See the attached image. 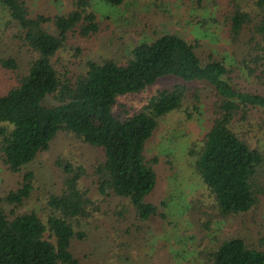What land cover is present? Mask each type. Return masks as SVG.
Here are the masks:
<instances>
[{
    "label": "trees",
    "instance_id": "trees-1",
    "mask_svg": "<svg viewBox=\"0 0 264 264\" xmlns=\"http://www.w3.org/2000/svg\"><path fill=\"white\" fill-rule=\"evenodd\" d=\"M104 1L119 7L130 0ZM0 6L16 29L13 39L32 54L26 63L8 53L7 45L0 46V68L15 79L0 90V166L17 178L0 196V264L81 263L74 243L86 240L84 225L104 207L80 186L86 170L77 160L57 158L60 181L45 196L41 214L17 211L38 186L30 164L61 132L98 152L93 168L102 201L111 196L127 199L141 222L152 216L166 218L160 205L148 200L157 184L158 157H147L145 147L162 117L179 110L187 119L199 117L203 98L211 101L212 114L188 152L211 203L198 208L210 218L202 224L207 227L211 219L264 205V148L251 145L247 137L252 131L264 132V86H238L233 76L241 77L242 70L244 78L264 82V0H226L218 18L211 20L221 22L235 48L233 62L212 53L202 59L197 41L167 32L134 46L125 62L88 60L77 76L59 69L56 56L70 34L90 37L98 32L90 0H76L72 10L52 16L32 15L24 0H0ZM164 77L172 81L157 89L141 110L117 113L119 97ZM107 210L123 222L130 214L126 207ZM197 255L203 264H264V249L239 236L222 239ZM117 257L118 264L130 261L127 253Z\"/></svg>",
    "mask_w": 264,
    "mask_h": 264
},
{
    "label": "rangeland",
    "instance_id": "rangeland-1",
    "mask_svg": "<svg viewBox=\"0 0 264 264\" xmlns=\"http://www.w3.org/2000/svg\"><path fill=\"white\" fill-rule=\"evenodd\" d=\"M24 1L29 5L32 15L52 16L72 10L76 0ZM225 1L200 0L198 3L196 0H130L124 6L117 7L104 0H90L99 20L98 32L90 37L70 34L65 46L56 56V64L59 62V69H67L70 74L77 76L85 71L88 60L113 59L125 62L134 46L167 32H176L197 41V51L202 59L212 53L216 58H232L233 62L237 59L233 55L235 48L222 31L219 25L221 22L216 24L211 21L218 18ZM45 26L53 32L51 23H46ZM15 31L7 11L0 6V46L7 45L5 50L8 53L19 56L21 61L27 63L32 54L13 39ZM244 74L245 71L241 70V77L233 75L238 86L263 88L264 82L254 83L251 78H244ZM14 80L12 73L0 68V90L12 86ZM171 81V78L164 77L153 86L119 97L115 110L122 115L141 110L157 89ZM204 92L209 93L206 89ZM203 99L199 117L187 119L181 110L162 117L145 147L147 157H158L157 184L148 200L160 205V212L166 218L152 216L141 222L134 215L127 199L111 196L102 201L96 190L97 177L93 168L99 161L98 152L65 132L59 133L50 149L41 153L30 164V169L37 174L36 186L38 184L39 187L35 188L32 197L17 208V211L33 209L41 214L45 196L50 190H56L54 184L60 181L61 172L54 163L57 158L67 157L77 160L85 168L80 186L87 189L89 195L104 207L98 217L90 219L84 225L86 240L74 243V251L81 257L80 264H108L112 256L111 263L118 264L115 260L117 255L123 256L125 253L130 259L128 264H203L197 251L215 248L220 240L233 236L242 237L251 246L264 249L262 202L246 213L227 219H211L212 222L207 227L203 224L210 219L209 216L198 213V208L204 210L211 203L188 152L191 145L206 131L207 118L212 114L209 111L211 101ZM91 120L94 124L99 123L98 119ZM248 135L251 145L264 148L263 131H252ZM13 178L17 179L0 166V196L13 185ZM192 202L195 203L190 204ZM162 203L165 204L164 207L161 206ZM109 206L114 211L126 207L130 214H127L123 222V218L119 220L112 210H107ZM135 227L136 235L133 233Z\"/></svg>",
    "mask_w": 264,
    "mask_h": 264
}]
</instances>
